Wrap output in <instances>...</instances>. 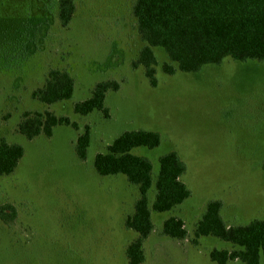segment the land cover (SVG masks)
Returning <instances> with one entry per match:
<instances>
[{
	"label": "rangeland",
	"instance_id": "obj_1",
	"mask_svg": "<svg viewBox=\"0 0 264 264\" xmlns=\"http://www.w3.org/2000/svg\"><path fill=\"white\" fill-rule=\"evenodd\" d=\"M135 1L75 0V12L65 21L60 0H52L50 13L34 0L30 18L0 0V13H15L0 23V140L25 148L16 170L0 174V205L11 202L18 209L17 219L0 218V264H128L126 249L137 233L125 221L145 196L152 230L143 264H216L210 251L232 243L214 236L193 241L211 199L223 201L228 225L264 218V61L227 57L198 71L177 68L170 74L164 64H178L163 47H153V85L146 68L134 65L146 44L137 30ZM52 67L71 72L75 91L69 100L47 104L32 92ZM105 79L120 83L107 93L109 116L76 113L74 104ZM45 110L69 116L78 127L59 124L51 137L27 138L19 128L24 111ZM86 128L91 143L83 160L76 143ZM130 128L161 134L158 146L136 149L153 162L154 176L159 158L170 151L187 165L182 180L192 194L168 212L151 208L154 187L145 194L124 174L104 176L95 167L96 154ZM171 215L184 220L185 239L161 233Z\"/></svg>",
	"mask_w": 264,
	"mask_h": 264
},
{
	"label": "trees",
	"instance_id": "obj_2",
	"mask_svg": "<svg viewBox=\"0 0 264 264\" xmlns=\"http://www.w3.org/2000/svg\"><path fill=\"white\" fill-rule=\"evenodd\" d=\"M49 11L52 0H42ZM1 3L20 9L19 15L32 17L34 0H1ZM24 5L26 8H24ZM75 0H60L59 17L68 21L75 12ZM133 12L137 20L138 33L145 41L134 65H142L153 85H157V59L153 47H163L178 67L164 64V71L174 73L198 71L206 64L221 63L225 58L245 61H264V0H136ZM15 13H0V23L14 19ZM10 22V20L8 21ZM8 37L3 45L2 58H6ZM15 39V38H14ZM15 44V43H14ZM120 83L115 79L98 81L92 95L74 104V111L88 115L93 111L109 116L106 104L109 90H117ZM75 91V78L67 69L52 67L43 85L33 90L34 98L43 103L69 100ZM59 124L78 127L67 115H58L51 110L24 111L19 124L20 131L29 139L45 133L52 136ZM158 131L125 129L110 144L105 152L95 156V167L101 175L124 174L131 184L142 185L148 193L155 188V199L151 208L159 213L168 212L182 204L192 194L182 180L187 170L185 161L176 151L159 158V170L153 175L154 164L147 156L136 153L138 147L153 148L160 144ZM91 143V130L86 128L78 137L76 150L79 157L87 159ZM25 154L20 143L0 140V174H12ZM138 198L134 211L125 221V226L134 229L137 237L127 246L128 264H143L147 259L145 237L152 230L150 210L146 200ZM223 201L211 199L207 202L202 217L195 229L194 243L203 236H214L232 243V248H213L210 258L216 264H228L239 259L244 264H260L264 258V218H256L245 224L228 225L222 215ZM17 207L6 202L0 205V218L5 221L17 219ZM161 233L173 238L185 239L188 231L181 217L171 215L163 222Z\"/></svg>",
	"mask_w": 264,
	"mask_h": 264
}]
</instances>
